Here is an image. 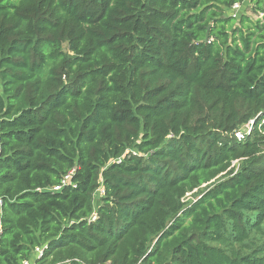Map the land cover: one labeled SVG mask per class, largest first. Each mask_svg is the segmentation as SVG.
Instances as JSON below:
<instances>
[{
  "label": "trees",
  "instance_id": "16d2710c",
  "mask_svg": "<svg viewBox=\"0 0 264 264\" xmlns=\"http://www.w3.org/2000/svg\"><path fill=\"white\" fill-rule=\"evenodd\" d=\"M0 134V264H264V0H0Z\"/></svg>",
  "mask_w": 264,
  "mask_h": 264
},
{
  "label": "built area",
  "instance_id": "2783aa9c",
  "mask_svg": "<svg viewBox=\"0 0 264 264\" xmlns=\"http://www.w3.org/2000/svg\"><path fill=\"white\" fill-rule=\"evenodd\" d=\"M241 5L239 3L235 4L234 5V10H233V15L236 16L239 9H240ZM252 124V121H250L248 124L245 125V127L242 129V130H239L235 133V136L238 138V139H243L244 138V132L245 131H249L250 130V126ZM1 152H2V138H1V134H0V155H1ZM70 177V175H68L66 177V180H68V178ZM66 180H64V183L66 182ZM61 188V185H58V186H55V189H60ZM3 198L0 194V235H1V232H2V209H3ZM46 246H39L35 249V252H36V255L38 258L42 257L43 254H44V250H45ZM23 264H33L32 262L30 261H24Z\"/></svg>",
  "mask_w": 264,
  "mask_h": 264
},
{
  "label": "water",
  "instance_id": "95a60500",
  "mask_svg": "<svg viewBox=\"0 0 264 264\" xmlns=\"http://www.w3.org/2000/svg\"><path fill=\"white\" fill-rule=\"evenodd\" d=\"M210 27V26H209ZM208 27V28H209ZM208 38H209V31H207V33H206V37L204 38V41H208Z\"/></svg>",
  "mask_w": 264,
  "mask_h": 264
},
{
  "label": "rangeland",
  "instance_id": "374dc122",
  "mask_svg": "<svg viewBox=\"0 0 264 264\" xmlns=\"http://www.w3.org/2000/svg\"><path fill=\"white\" fill-rule=\"evenodd\" d=\"M192 197V196H189V198Z\"/></svg>",
  "mask_w": 264,
  "mask_h": 264
}]
</instances>
